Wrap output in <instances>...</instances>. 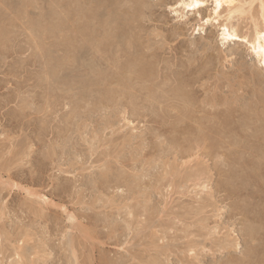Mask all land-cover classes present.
<instances>
[{
  "label": "rangeland",
  "instance_id": "1",
  "mask_svg": "<svg viewBox=\"0 0 264 264\" xmlns=\"http://www.w3.org/2000/svg\"><path fill=\"white\" fill-rule=\"evenodd\" d=\"M54 1H0V264H264V66L242 39L264 29V0L232 13L133 0L120 44L100 16L82 37L56 33L67 0ZM224 24L241 38L225 40ZM127 43L164 89L183 87L193 133L174 128L164 90L142 95L126 59L114 67Z\"/></svg>",
  "mask_w": 264,
  "mask_h": 264
},
{
  "label": "bare ground",
  "instance_id": "2",
  "mask_svg": "<svg viewBox=\"0 0 264 264\" xmlns=\"http://www.w3.org/2000/svg\"><path fill=\"white\" fill-rule=\"evenodd\" d=\"M1 1V0H0ZM5 1V0H4ZM15 1H17V0H15ZM34 1V0H33ZM36 1V0H35ZM82 2V4H83V6L85 7L84 9H82V10H79V11H74V10H77V9H71L70 8V5H72L73 3H72V1L71 0H67V1H65V4H64V8L65 9H63V10H65V15H66V18L63 20V21H60V19L58 18V14H59V11L56 9V14H57V16H56V22L54 23V25H55V32L57 33V32H59L60 30H62L63 28L65 29V31L68 33V34H70V39H72V40H74L75 38H77L76 36L78 35V34H84V32L87 30H85V28H86V23H87V20L86 19H88V21L90 20V21H92V20H94V19H96V18H98L99 19V17L98 16H100V18H102V17H105V18H107L109 21H110V23L112 24V25H114V26H116V27H114V28H116V31H114L113 29H112V26L110 27V25H109V29L111 28L112 30H111V32L112 31H114V32H116V43L117 44H120V43H123L124 42V39L123 38H121V39H123L122 41H121V39L119 40V39H117L118 37H120V36H122L123 34H125V32L124 31H127L128 30V25H127V27L126 26H123L124 25V20L125 19H127V17L130 19V17H129V15L130 14H132L131 16H134L133 14L135 13V10H137V8L135 9V7L131 4V2L133 1V0H81ZM235 1L236 0H215V4H216V7H215V9H216V11H218L219 12V10H221V9H223L224 8V6H227V10H229V12L230 13H232V12H234L235 10H238V8L239 7H237L236 6V4H235ZM3 2V1H2ZM1 2V3H2ZM30 2V1H29ZM55 2V1H54ZM62 2V1H61ZM60 2V3H61ZM77 2H78V0H77ZM136 2V1H135ZM261 2V1H260ZM263 3H264V1H262ZM7 3V2H6ZM16 3V2H15ZM20 3V2H19ZM60 3H59V0H57L56 2H55V4L57 5V7H58V9H60V8H62V7H60L59 8V6H61L60 5ZM72 3V4H71ZM144 3V2H143ZM2 4H5V3H2ZM27 2H26V6H27ZM186 4V8L188 9V10H200L204 5H205V0H190V2H188V3H185ZM1 5V4H0ZM5 5H8V3L7 4H5ZM13 5H14V3H13ZM33 5V4H32ZM139 5V4H138ZM263 5V4H262ZM262 5H261V7H262ZM35 6V5H34ZM76 6V5H75ZM143 6V5H142ZM240 6V5H239ZM12 7V6H11ZM24 7V6H23ZM145 7H146V5H145ZM242 7V6H241ZM264 7V6H263ZM1 8V7H0ZM34 8V7H33ZM32 8V9H33ZM80 8H83V7H81L80 6ZM140 8H141V6H140ZM16 9V8H15ZM19 9H20V7H19ZM22 9V8H21ZM26 9V8H25ZM53 9V8H52ZM142 9V8H141ZM235 9V10H234ZM2 10V9H1ZM13 10V9H12ZM5 11H7V10H5ZM20 11V10H19ZM14 12V11H13ZM241 12V11H240ZM2 13V12H1ZM25 13V12H24ZM52 13H53V11H52ZM54 13H55V11H54ZM139 13V12H138ZM18 14H20L19 12H18ZM56 14H54V15H56ZM11 15V14H10ZM13 15V14H12ZM53 15V14H52ZM9 16V15H8ZM76 16H81V18H83V19H85V20H83L84 21V23H82V22H80V26H75L74 25V23H73V25L74 26H71L72 28H70V25H72V24H69V23H71L70 21L72 20V18L73 17H76ZM136 16V15H135ZM229 16H232V15H230L229 14ZM1 17V16H0ZM12 17V16H11ZM60 17V16H59ZM139 17V16H138ZM146 17V16H145ZM150 17H151V15H150ZM3 18V17H2ZM9 18H10V16H9ZM33 17H31V19H32ZM77 18V17H76ZM76 18H75V20H76ZM104 18V19H105ZM136 18V17H135ZM230 18V17H229ZM98 19H96V21H98L99 22V20ZM133 19V17H131V20ZM149 19V18H148ZM152 19V18H151ZM74 20V19H73ZM135 20V19H134ZM32 21V20H31ZM51 21H52V19H51ZM95 21V20H94ZM101 21V20H100ZM102 21H103V19H102ZM128 21H130V20H128ZM75 22V21H74ZM104 22V21H103ZM141 22V21H140ZM3 23V22H2ZM51 23V22H50ZM78 23H79V21H78ZM91 24L90 25H92V23L93 22H90ZM101 23V22H100ZM109 23V24H110ZM129 23V22H128ZM134 23H135V21H134ZM10 25H12L11 23H9ZM36 24V23H35ZM43 24H45V26H46V23H43ZM52 24H53V21H52ZM94 24V23H93ZM104 24H106V23H104ZM132 24V23H131ZM135 24H137V23H135ZM3 25V24H2ZM14 25V24H13ZM16 25V24H15ZM29 25V24H28ZM41 25V24H40ZM90 25H88L89 27H90ZM108 25V24H107ZM7 26V25H6ZM33 26V25H32ZM98 25H96L95 27H97ZM132 25H130V27H131ZM223 26V28H222V30H223V33H222V36L224 37V39L225 40H232V39H240L241 38V36L239 35V33L235 30V29H231L229 26L230 25H227V24H224V25H222ZM39 27V26H38ZM37 27V28H38ZM43 27V26H42ZM54 27V26H53ZM88 27V28H89ZM105 27V26H104ZM138 27H139V25H138ZM93 28V27H92ZM106 28H108V27H106ZM140 28H141V25H140ZM256 29H255V34H254V39L251 41V40H249L247 37H243L242 39H244L245 41H247V42H249V44L251 45V47L253 48V50L256 52V54H257V56H258V58H259V60H260V62H261V64L264 66V29H258V27L256 26L255 27ZM262 28V27H261ZM4 29H5V27H4ZM9 29V28H8ZM10 29H11V27H10ZM29 29V28H28ZM36 29V28H35ZM102 29V28H101ZM129 29H131V28H129ZM134 29V28H133ZM133 29H132V32H133ZM135 29H137V28H135ZM142 29V28H141ZM1 30V29H0ZM48 30V29H47ZM94 30V29H93ZM64 31V30H63ZM99 31V30H98ZM139 31V30H138ZM138 31H136L137 33H138ZM42 32V31H41ZM46 32V31H45ZM66 32H65V35H66ZM88 32H89V30H88ZM94 32V31H93ZM102 32H103V30H102ZM105 32V31H104ZM107 32V31H106ZM108 32H110V31H108ZM114 32H112V33H114ZM152 32H154L153 30H152ZM44 33V32H43ZM60 33V32H59ZM92 33V32H91ZM85 34H86V32H85ZM84 34V35H85ZM93 34V33H92ZM100 34V33H99ZM107 34V33H106ZM108 34H111V33H108ZM130 31H129V37H130ZM145 34V33H144ZM36 35V34H35ZM59 35V34H58ZM58 35H56L55 34V36H58ZM91 35V34H90ZM96 35V34H95ZM101 35H103V37H104V33L102 34L101 33ZM134 34H132V36H133ZM136 35V34H135ZM60 36V35H59ZM87 36V35H86ZM106 36V35H105ZM114 36V35H113ZM154 36V35H153ZM69 37V36H68ZM78 37H82V35L81 36H78ZM88 37H89V33H88ZM94 37V36H93ZM109 37V36H108ZM111 37V36H110ZM115 37V36H114ZM126 37V36H125ZM137 37H139V36H137ZM33 38H36V37H33ZM131 38V37H130ZM151 38V37H150ZM150 38H148V39H150ZM4 39V38H3ZM8 39V38H7ZM64 39V38H63ZM69 41H70V39L69 38H67ZM81 39V38H80ZM86 40L88 39V38H85ZM113 39H115V38H113ZM113 39H112V41H113ZM127 39V38H126ZM144 39V38H143ZM154 39V38H153ZM76 40H78V39H76ZM83 41H84V39H82ZM108 40V39H107ZM134 40L136 41V39L134 38ZM1 41V40H0ZM87 41H89V39L87 40ZM128 41H130V40H128ZM138 41V40H137ZM146 41V40H145ZM4 42V41H3ZM64 42H66V40H64ZM86 42V41H85ZM84 42V43H85ZM120 42V43H119ZM125 42H126V40H125ZM78 43V42H77ZM141 43V42H140ZM2 44V43H1ZM67 44H69V43H67ZM117 44H116V46H117ZM125 44V43H124ZM136 43H134V45H135ZM148 44V43H147ZM147 44H145V45H147ZM150 44V43H149ZM3 45V44H2ZM66 45V44H65ZM70 45V44H69ZM133 44L131 43V44H128L127 43V45H126V50H125V52L124 51H122L120 48H118V46L116 47V59H118V60H116V61H118L119 62V66H118V63H115L116 64V66L114 65V67H120V60L119 59H121L122 57H124L123 58V60L124 59H126V60H124V61H122V63H123V66H124V68L125 69H128L129 70V72H131V74H132V78H131V76H129L131 79H133V80H135V82H137V83H140L142 86H140L138 89H137V91H140V93L142 94V95H144L142 92V90H144V87H152L153 88V86L154 87H156L157 88V90H158V88H160V89H162V90H164V91H161L160 93H159V91H158V94H164V92L167 94V97H165L164 99H162L163 97H161V96H165V95H159L160 97H158L159 98V101L161 102L162 100H163V102L165 103L166 102V104L168 105V106H170L169 108H172V110H176V113L174 114V116L176 117V118H178L179 119V121L181 122V126H179V127H174L175 129H177L178 130V132H186V131H188V125H186V123H187V119H193V118H191V115L190 116H188L187 117V115L184 113V112H182V110L180 111L179 109H182L181 107H183L186 103H187V99H186V96H187V93L186 92H183L182 90H183V87L182 88H180V89H182V90H180V91H177V88H176V90L175 91H173V90H171L170 92H169V90L167 89V88H165L164 89V87L165 86H167V85H164V76H163V78L164 79H162V78H160L161 76H159V75H157L156 73H153V69L151 68L152 66H153V64H152V66L151 67H149L148 66V64L149 63H147V58L149 59V57H150V55L148 54H146V52H145V54L144 55H142L141 53H140V55H142V56H135V52H137L138 51V48L136 49L135 47H133L132 46ZM138 45V44H137ZM140 45V44H139ZM142 45H143V43H142ZM141 45V46H142ZM154 45V44H153ZM87 46V45H86ZM85 46V47H86ZM121 46V45H120ZM84 46H82V48H83ZM123 47V46H122ZM121 47V48H122ZM144 47V46H143ZM146 47V46H145ZM148 48H151V47H149V45H148ZM71 49V48H70ZM75 49V48H74ZM133 49V50H132ZM142 49V48H141ZM145 49H147V48H145ZM145 49L143 50V51H145ZM72 50V49H71ZM121 50V51H120ZM149 50V49H148ZM155 50V49H154ZM74 51V50H73ZM69 52L70 51H68V54H69ZM77 52V51H76ZM91 52V51H90ZM139 52H140V50H139ZM143 53V52H142ZM147 53H149V52H147ZM71 54V53H70ZM103 54V53H102ZM151 54H152V52H151ZM136 55H137V53H136ZM157 55H159V54H157ZM68 56V55H67ZM72 56V55H71ZM75 56V55H74ZM78 56V55H77ZM121 57V58H120ZM138 57V58H137ZM141 57V58H140ZM146 58V59H144V58ZM152 57V56H151ZM68 58V57H67ZM156 58H158V57H156ZM160 58V57H159ZM152 59V58H151ZM53 60V59H52ZM122 60V59H121ZM153 60H155V59H153ZM157 60V59H156ZM149 61V60H148ZM151 61V60H150ZM158 61V60H157ZM55 62V61H54ZM152 62V61H151ZM105 63V62H104ZM158 63V62H157ZM106 64V63H105ZM112 65V64H111ZM110 65V66H111ZM158 65V64H157ZM123 68V69H124ZM131 68V69H130ZM184 68V67H183ZM117 69H119V68H117ZM155 69H157L156 67H155ZM120 70H122L121 68H120ZM169 70H172V69H169ZM184 70V69H183ZM119 71V70H118ZM156 71V70H155ZM174 71V70H173ZM171 72V71H170ZM116 73H117V70H116ZM161 73V72H160ZM175 73H178V72H175ZM175 73H173V74H175ZM187 74H189L188 72H186ZM186 73H184V74H186ZM191 73V72H190ZM119 74V73H118ZM122 74V73H121ZM156 74V75H155ZM171 74V73H170ZM181 74H182V72H181ZM192 74V73H191ZM130 75V74H129ZM177 75V74H176ZM179 75H180V73H179ZM118 77H119V75H117ZM122 76V75H121ZM168 76V75H167ZM172 76V75H171ZM187 76V75H186ZM166 77V76H165ZM176 77V76H175ZM128 78V77H127ZM126 78V79H127ZM169 78V76L167 77V79ZM171 78V77H170ZM172 78H174V76L172 77ZM171 78V79H172ZM178 78H179V76H178ZM178 78H176V79H178ZM123 79V78H122ZM122 79H119V78H117L116 77V84H121L122 83ZM127 80H129V79H127ZM180 80V79H179ZM182 80H184V78L182 79ZM182 80H181V82H182ZM174 81V80H173ZM178 81V80H177ZM126 82V81H125ZM124 82V83H125ZM131 82V81H130ZM150 82H152L153 84H151V85H153V86H148V85H146V84H148L149 83V85H150ZM166 82V81H165ZM171 82V81H170ZM170 82H168V83H170ZM176 82V81H175ZM132 83V82H131ZM168 83H166V84H168ZM177 84H181V83H177ZM184 86H185V83L183 82L182 83ZM124 84H122V85H120V86H123ZM130 85V84H129ZM132 85H134V84H132ZM146 85V86H145ZM172 85H173V82H172ZM172 85H170L171 86V88H172ZM187 85H188V83H187ZM117 86V85H116ZM126 86H128V85H126ZM135 86H139L138 84L137 85H135ZM169 86V85H168ZM176 86H181V85H176ZM174 88L173 89H175V86H173ZM186 87V86H185ZM184 87V88H185ZM120 88V87H119ZM126 88V87H125ZM127 88H129V87H127ZM131 89L133 88V87H130ZM129 88V89H130ZM148 88V89H149ZM131 89H130V91L129 92H131ZM154 89V88H153ZM167 89V90H166ZM186 89H188V88H186ZM133 90V89H132ZM119 91H122V90H119ZM126 91V90H125ZM134 91H135V89H134ZM145 91V90H144ZM152 91V90H151ZM153 91H155V90H153ZM184 91H186V90H184ZM122 92H124V91H122ZM128 92V91H127ZM149 92H150V90H149ZM156 92V91H155ZM187 92H189V91H187ZM140 93H136V94H140ZM154 92H152V94H153ZM190 93V92H189ZM134 94H135V92H134ZM133 94V95H134ZM140 94V95H141ZM148 94V96H146V93H145V97H151L152 99H153V97H155V96H150L149 94H151V93H147ZM157 94V93H156ZM155 94V95H156ZM120 95H121V93H120ZM189 96H190V94H188ZM123 96V95H122ZM125 97H126V94L124 95ZM134 96H136V95H134ZM139 97V96H138ZM142 97H144V96H142ZM141 96H140V98H142ZM191 97V96H190ZM189 97V98H190ZM135 98V97H134ZM156 98V97H155ZM158 98H156V99H154L155 100V102H157V100H158ZM136 99V98H135ZM143 99V98H142ZM145 99V101H146V98H144ZM144 99L143 100H141L142 102L144 101ZM150 99V98H149ZM148 99V100H149ZM191 99V98H190ZM190 99H188V100H190ZM138 100V99H137ZM140 101V100H139ZM191 101H192V99H191ZM149 102V101H148ZM152 102V101H151ZM150 102V103H151ZM195 102V101H194ZM192 103V102H191ZM189 104H190V101H189ZM160 105H162V103L160 104ZM192 105V104H191ZM194 105H196V104H194ZM164 106V105H163ZM187 106H190V105H187ZM197 106V105H196ZM167 107V106H166ZM165 107V108H166ZM199 107V106H198ZM162 109L164 108V107H161ZM188 108V107H187ZM190 108V107H189ZM192 109H193V107H192ZM191 108H190V110L191 111H194V110H192ZM171 110V109H170ZM189 110V109H188ZM195 110H196V108H195ZM197 111V110H196ZM167 112V111H166ZM170 112V111H169ZM168 112V113H169ZM181 112L184 114L183 116L181 115ZM189 112V111H188ZM171 113V112H170ZM174 113V112H173ZM172 113V114H173ZM196 113V112H195ZM188 114V113H187ZM192 114V113H191ZM186 115V116H185ZM170 116H172L171 114H170ZM169 116V117H170ZM173 116V117H174ZM174 117V119H176ZM198 117H200V116H198ZM171 118V117H170ZM177 119V120H178ZM181 119V120H180ZM177 120H175V121H177ZM190 120V121H191ZM200 120V119H199ZM193 121V120H192ZM198 121V120H197ZM197 121L195 122V120H194V122L195 123H197ZM201 122V121H200ZM200 122L198 123V124H200ZM193 123V122H192ZM189 124V123H188ZM178 125V124H177ZM190 125V124H189ZM192 125V124H191ZM188 126V127H187ZM198 126H200V125H198ZM192 127V126H191ZM195 127V126H194ZM194 127H192L193 129H195ZM197 127V126H196ZM173 128V129H174ZM201 128V127H200ZM191 129V128H190ZM192 129V130H193ZM194 131H197V129H195ZM168 132H170V130L168 131ZM177 132V131H176ZM189 132V131H188ZM190 132H192L191 130H190ZM189 132V133H190ZM193 133V132H192ZM188 134V133H187ZM187 134H185V135H187ZM182 135V134H181ZM184 135V134H183ZM263 155V157H264V154H262ZM261 166H262V170H264V159L263 160H261ZM263 173H264V171H263ZM264 175V174H263ZM33 195V194H32ZM40 197V196H39ZM45 198V197H44ZM44 201H46L45 199H44ZM47 203V202H46ZM74 217V216H73ZM75 218V217H74ZM252 233V232H251ZM254 233V232H253ZM252 233V234H253ZM251 235V234H250ZM253 236V235H252ZM253 238V237H252ZM18 251V250H17ZM19 254H20V252H18ZM23 255H24V253H23ZM20 256H22L21 254H20ZM20 256H19V258H20ZM23 257V256H22ZM21 257V259H24V258H22ZM22 261V260H21ZM25 261V260H24ZM23 261V262H24ZM25 263V262H24ZM24 263H22V264H24ZM32 264V263H31Z\"/></svg>",
  "mask_w": 264,
  "mask_h": 264
}]
</instances>
